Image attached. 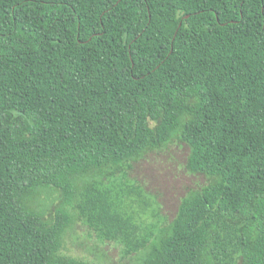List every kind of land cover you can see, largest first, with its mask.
Segmentation results:
<instances>
[{
    "label": "trees",
    "instance_id": "1",
    "mask_svg": "<svg viewBox=\"0 0 264 264\" xmlns=\"http://www.w3.org/2000/svg\"><path fill=\"white\" fill-rule=\"evenodd\" d=\"M173 143L205 182L146 223L128 172ZM76 224L137 264H264V0H0V264H99Z\"/></svg>",
    "mask_w": 264,
    "mask_h": 264
},
{
    "label": "rangeland",
    "instance_id": "2",
    "mask_svg": "<svg viewBox=\"0 0 264 264\" xmlns=\"http://www.w3.org/2000/svg\"><path fill=\"white\" fill-rule=\"evenodd\" d=\"M187 154L186 144L173 143L133 163L128 172V182L138 184L143 195H132L130 209L141 221L156 224L171 221L184 194L204 184L203 175L186 171ZM64 246L66 253L99 264H137L134 256L122 254L120 245L100 241L81 224L75 225L72 237H67Z\"/></svg>",
    "mask_w": 264,
    "mask_h": 264
}]
</instances>
